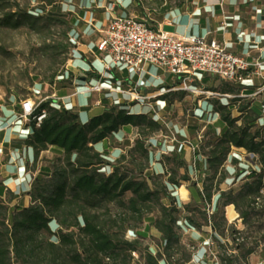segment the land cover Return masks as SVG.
Here are the masks:
<instances>
[{"label": "trees", "instance_id": "16d2710c", "mask_svg": "<svg viewBox=\"0 0 264 264\" xmlns=\"http://www.w3.org/2000/svg\"><path fill=\"white\" fill-rule=\"evenodd\" d=\"M48 6L53 10L40 6L31 12L6 13L0 26L17 29L28 25L34 29L41 21L58 22L67 27L64 35L68 43L62 51L66 53L73 49L69 36L73 28L71 13L64 12L63 4ZM169 7L165 3L163 10ZM45 48L56 55L51 44ZM65 62L64 58L61 64ZM85 75L86 79L92 77ZM72 77L67 70H56L50 83L55 79L64 83ZM240 90L237 84L223 80L216 88L208 89L234 97L226 103L207 100L212 116L218 115L223 128L206 126L202 133L196 155L203 157L207 174L201 190L191 182L189 165L177 152L161 156L165 168L162 174L151 172L150 140L164 131L151 113L132 114L124 105H111L83 124L72 108L55 100L42 101L27 126V146L33 150L34 160L49 148L58 150L62 164L54 167L48 177H35L28 207L11 209L9 203L14 196L10 191L0 198V264H134L132 253L144 264H185L191 255L182 261L179 258L185 247L184 227L200 230L211 226L215 231L214 219L230 205L245 225L248 213L244 206L264 199V116L253 108L251 98L239 97ZM175 94L178 100L186 95L183 91ZM168 97L162 95L161 99L168 102ZM15 107L20 111L19 104ZM41 113L45 116L37 127L33 117ZM127 126L134 128L137 136L125 153L109 162L95 146ZM234 149L252 155L258 168L247 171L239 164L243 168L235 176L242 177V184L225 191L222 185L235 183L236 177L229 178L232 171L224 166ZM231 162L239 163L238 156H231ZM107 167L112 169L108 175L104 174ZM182 183H189L195 193L194 202L187 205L179 204L174 196ZM109 205L115 206V214H111ZM207 205H213L210 216ZM52 223H56V230L51 228ZM142 227L146 232L152 227L160 235L155 253L144 245L147 235L139 232ZM127 233L136 238L127 240ZM213 239L219 242L216 235ZM236 249L240 252L242 244ZM225 260L224 264H235L229 258Z\"/></svg>", "mask_w": 264, "mask_h": 264}, {"label": "crops", "instance_id": "0c3cea01", "mask_svg": "<svg viewBox=\"0 0 264 264\" xmlns=\"http://www.w3.org/2000/svg\"><path fill=\"white\" fill-rule=\"evenodd\" d=\"M92 1L95 3V0ZM102 1L98 0L95 9L103 7L101 6V4H104ZM147 1L149 3L147 7L140 6L139 2L141 4V1L138 0L118 1L116 6L117 11L115 13H118V16L134 17L145 22L152 29L159 28L177 36H197L205 37L209 40L215 39L223 43L226 49L232 54L243 57L246 62L250 64L259 62L261 64L260 69L251 67V75L241 84L237 85L241 88L239 97L251 98L253 108L260 115L264 116V97L259 92L264 87V0H182L173 5L169 4L170 7L165 10H163L165 2L160 4L155 0ZM92 5L93 3H90L89 0L87 2L86 0H81L77 6L70 4L67 6V11L73 13L74 17L72 19L73 28L69 35L73 49L66 69L73 75L79 74L78 81L80 83L76 84L79 87V91H76L77 89L75 87L74 92L70 96L64 97L66 91H62L61 95L65 98L62 106L75 110L78 114L79 121L83 124L94 117L91 112L96 110H101L102 112L104 110V106H99L100 103L104 105H108L109 103H112V105H124L128 110L129 108L123 101H130V97L125 93L114 91H103L102 94H98L100 99L97 100L96 105L92 107L89 105L92 97L90 93L95 92H85V90L90 86H94L99 81V78L102 77L101 82L113 88L124 91L135 90L142 98L139 104L144 106L143 109L148 110V113H153V116L156 115V120L160 124L163 123L162 125H166L159 116V112H154V108L149 104V100L156 98L155 102H153L156 109H162L159 103H165V101L161 99V96L169 94L168 102L166 101L168 106H173V104L180 105L185 100L187 94L185 93L186 95L181 100H178L175 93L179 91L185 92V90L181 89L183 84L172 74L161 71L151 65L145 66L140 74L126 69L118 70L116 67H113L108 73H105L103 64L108 63L109 59L104 53L97 52L96 45L103 36L101 31L105 28L110 18L114 17L115 10L114 6H112L111 12L99 15L90 10V8H94ZM87 73L92 74V77L86 79L85 74ZM121 80L131 82L135 87L126 90L120 85ZM186 86L194 94L199 87H203L206 90H199L217 95L220 97L219 100L225 101L224 103L230 99L224 97V95L234 97L231 94H218L208 91L210 88H216L218 84L217 81H212L211 77L206 74L197 73L192 80L187 82ZM166 90L169 91L165 92ZM80 95L86 96L83 105H79L81 102L76 99ZM69 98L71 100H67ZM207 100L209 98L204 103H207ZM18 101L10 98L8 104H0V198L4 199L6 192L10 191L14 196L9 203V207H12L11 209L15 207L24 208L30 205L31 200L28 194L32 181L34 180L33 177H35V172H32L29 168L31 161L34 159V152L27 146V135L23 133L24 131L29 133V129L26 125L23 126L22 124L14 123L15 106L20 102ZM207 107L210 108L208 103ZM197 113H201V109H198ZM198 116L200 119L201 115L198 114ZM234 116H236V113H234ZM211 125L215 126L217 130L223 128V124L217 120L211 123H205L203 126L201 124L197 128L198 131L195 137L197 142L195 143L185 139L188 137L186 128L180 130L174 129L175 134L184 138L183 142H178L170 130L169 132L172 137L169 141L157 142L159 149H156V152L153 153L155 162L151 164V172L162 174L165 171V168L160 163L161 156L159 155V157L158 153L164 154V151L169 153L177 152L189 165V174L196 177V187L198 190H201L202 180L207 172L203 157L196 155L198 145L201 142L198 136L206 126ZM134 130L132 127H123L117 133L102 141L101 148H105L106 141L112 138L115 139V137L121 138L123 133L133 134ZM163 132L156 135H162ZM134 136H137L136 130ZM150 141V143H153L154 137ZM130 142V144L125 142L127 148L133 143V141ZM96 146L95 150L100 152V150L96 149ZM27 149L31 153L30 156H28L29 151ZM234 151L244 153L242 149H234ZM106 169H109V167ZM111 171L112 169L110 173ZM182 189L186 193L184 198L180 194ZM174 196L177 198L179 204L182 205H187L195 200L193 199L195 194H193V189L189 187V183H182L175 190ZM217 198V195L213 197V205ZM182 231L195 244V250L191 255L189 263L214 264L210 259L203 257L206 246L205 242L207 240H213V236L215 235L212 227L203 226L200 230L184 227ZM145 234L147 237L149 236L158 242L160 235L152 227ZM148 246L151 250L156 248L154 245L148 244ZM160 264H164V262L161 261Z\"/></svg>", "mask_w": 264, "mask_h": 264}, {"label": "rangeland", "instance_id": "374dc122", "mask_svg": "<svg viewBox=\"0 0 264 264\" xmlns=\"http://www.w3.org/2000/svg\"><path fill=\"white\" fill-rule=\"evenodd\" d=\"M69 1V2H68ZM88 0H86L87 2ZM102 1V0H101ZM118 1L122 0H103L104 3L102 8L95 9L97 6L98 0H95V3L89 0L90 3H93L94 8H90L96 14L102 15L103 13L111 12L112 6H114V17H117L119 14L115 13L116 6ZM124 1V0H123ZM139 5L147 7L149 4L147 0H138ZM182 0H163L167 4H176ZM81 0H0V20L4 17L6 13L17 12L18 10L29 11L34 10L40 6H44L47 10H53L51 6H48L49 3L54 6L55 4H63L64 12L67 11V6L70 4L72 6L79 5ZM158 3V2H157ZM75 10V9H73ZM113 13V12H112ZM73 19L74 15L71 13ZM60 18H63L60 16ZM107 25V24H106ZM66 26L60 25L58 22L46 23L41 21L34 29L28 25H22L17 29H11L6 26H0V104H8L10 98H14L16 101L29 100L34 105L38 104L41 101H46L48 99L55 100L61 105L65 102L66 96L72 95L74 88L76 91H79V87L76 85L80 83L78 81L79 74L73 75L72 78L64 81V83L54 80L53 83H50L51 75L57 70L59 73L61 70H67V65L71 59L72 50H68L66 53H63L64 46L68 43V40L65 38L64 32L66 31ZM104 30V29H103ZM51 44L56 51V55L52 56L50 50H46L45 45ZM66 59L64 66L61 64L63 59ZM213 81H220V78L210 76ZM121 86L124 89L134 88L135 86L131 82L120 81ZM64 89V90H63ZM206 90L205 88H200ZM197 90L187 94L185 100L178 104H173V106H168L165 103H159L162 109H156L153 102L156 98L150 99L149 104L154 108V112L158 113L164 122L163 125L165 132L162 135L154 136L153 143L151 145V164L155 162L154 154L156 149H159L157 142L169 141L172 137L170 130L172 131L174 138L178 142H183L182 137L175 134V130H180L186 128L187 135L185 139L195 143L197 128L202 126L207 122V119H212V108L207 107V103H204L206 99L217 100L220 99L218 96H208L203 93L206 91ZM62 91L64 97L61 95ZM100 93H90L92 95L89 105L92 107L96 105L97 100L100 98L98 94ZM219 94V93H218ZM85 95H80L76 99L81 102L79 105L84 104ZM206 97V98H205ZM64 98V99H63ZM67 100H71L70 98ZM140 100L130 98V101H123V103L129 108L128 110L132 114H149L148 110L143 109V105L139 104ZM221 102H225L221 100ZM114 104V103H113ZM112 103L104 105L100 103L99 106H111ZM116 105V104H115ZM201 109V113H197V110ZM93 116L101 114V110H96L91 112ZM197 113V114H196ZM153 116V113H151ZM198 114L201 115L199 119ZM158 115V114H157ZM197 115V116H196ZM157 119L156 115L153 116ZM203 122V123H202ZM163 124V123H162ZM23 127V126H22ZM24 128V127H23ZM202 132V131H201ZM199 134H202V133ZM24 134L28 132L24 131ZM135 130L133 134L123 133L121 138L115 137L109 141H106L105 148L102 147V143L96 146L97 150H100V153L105 156L109 162L115 161L122 153H125L128 148L125 145V142L130 144V141L135 139ZM202 139V138H201ZM151 142V141H150ZM29 151V149H27ZM162 155H170L171 152L164 151ZM30 151L28 156H30ZM237 155L239 158V163L234 165L231 162V156ZM159 156V157H160ZM62 154L54 149L49 148L46 151L41 152L36 160L31 161V166L29 167L32 172H35V177L38 175L48 177L50 173L54 170V167L60 166L62 164ZM256 159L244 153H238L237 151H232L229 159L225 163V168L232 171L229 174V178L233 179L235 175L242 170L243 164L245 169H257L258 166L255 164ZM111 168L104 169L106 173L109 174ZM192 174V173H191ZM35 177H33L35 179ZM191 182H196V177L190 175ZM33 182V181H32ZM243 180L242 177L235 178L234 184L224 185L222 188L227 191L229 188L237 189ZM193 194H195L193 192ZM222 202V201H221ZM17 206V205H16ZM245 211L248 213L246 224L242 223V220L239 219V214L235 211L232 205L227 206L223 209L224 213L215 218L213 223L216 225V230L213 231L217 237V241L213 239V253L216 256V259L219 264H224L227 261L225 259L229 258L234 261L235 264H264V199H256L250 205L244 206ZM12 208V207H11ZM109 210L111 214H115L116 208L114 205H109ZM101 212H103L101 210ZM53 230H56V223L50 224ZM219 227V228H218ZM135 231V230H134ZM141 234L146 233V230H143V227L139 230ZM125 238L127 240H133L136 237L132 233H127ZM182 242L185 244L182 254L179 256L181 261L187 255H192L195 250V244L192 243L188 235L182 233ZM144 245H154L156 246L158 242L151 237H146L143 240ZM242 244L243 249L238 252L237 246ZM248 250H251L252 253L248 254ZM209 259V258H208ZM225 260V261H224ZM134 264H144L143 260L139 257L135 258ZM185 264H190L189 262Z\"/></svg>", "mask_w": 264, "mask_h": 264}, {"label": "built area", "instance_id": "2783aa9c", "mask_svg": "<svg viewBox=\"0 0 264 264\" xmlns=\"http://www.w3.org/2000/svg\"><path fill=\"white\" fill-rule=\"evenodd\" d=\"M101 34L103 36L96 45V50L104 53L109 59L108 63L103 64L105 73L116 67L118 70L126 69L140 74L145 66L151 65L177 77L183 84L181 89L188 92L193 91L186 84L197 73L218 77L225 82L241 84L251 75V67L256 69L261 67L259 62L250 64L243 57L232 54L223 43L215 39L177 36L159 28L152 29L131 16L111 17ZM101 79L102 77L94 86L86 88L85 92L114 91L125 93L132 99H142L135 90H119L104 84ZM259 92L264 97V87ZM206 95L217 96L213 93H206ZM224 97L232 98L230 95H224ZM41 102L34 105L29 100L20 101V111L15 112L14 123L28 126L35 109ZM44 116V113H41L33 117L37 127ZM217 119L218 115L215 114L212 119L208 118L207 122L211 123ZM198 138L201 140L202 134H199ZM206 212L210 216L213 205H207ZM205 245L203 257L209 258L214 264H219L213 253V241L207 240ZM153 252L155 253L156 250L153 249ZM132 255L137 258L136 253Z\"/></svg>", "mask_w": 264, "mask_h": 264}, {"label": "bare ground", "instance_id": "6f19581e", "mask_svg": "<svg viewBox=\"0 0 264 264\" xmlns=\"http://www.w3.org/2000/svg\"><path fill=\"white\" fill-rule=\"evenodd\" d=\"M181 196L184 198L186 196V193L185 191L182 189L181 192H180Z\"/></svg>", "mask_w": 264, "mask_h": 264}]
</instances>
